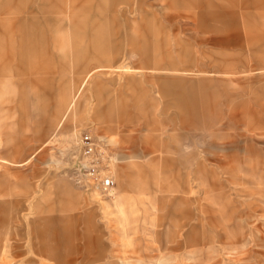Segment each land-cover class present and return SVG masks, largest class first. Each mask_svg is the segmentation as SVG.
<instances>
[{
  "label": "rangeland",
  "instance_id": "374dc122",
  "mask_svg": "<svg viewBox=\"0 0 264 264\" xmlns=\"http://www.w3.org/2000/svg\"><path fill=\"white\" fill-rule=\"evenodd\" d=\"M0 264H264V0H0Z\"/></svg>",
  "mask_w": 264,
  "mask_h": 264
},
{
  "label": "built area",
  "instance_id": "2783aa9c",
  "mask_svg": "<svg viewBox=\"0 0 264 264\" xmlns=\"http://www.w3.org/2000/svg\"><path fill=\"white\" fill-rule=\"evenodd\" d=\"M78 158L72 169L76 184L89 193H98L109 198L114 191L115 180L111 172L99 158V149L94 137L82 134L79 140Z\"/></svg>",
  "mask_w": 264,
  "mask_h": 264
},
{
  "label": "crops",
  "instance_id": "0c3cea01",
  "mask_svg": "<svg viewBox=\"0 0 264 264\" xmlns=\"http://www.w3.org/2000/svg\"><path fill=\"white\" fill-rule=\"evenodd\" d=\"M88 73H86V75H87ZM63 92H64V90H63ZM68 103H70V101L69 102H67L66 104H68Z\"/></svg>",
  "mask_w": 264,
  "mask_h": 264
},
{
  "label": "bare ground",
  "instance_id": "6f19581e",
  "mask_svg": "<svg viewBox=\"0 0 264 264\" xmlns=\"http://www.w3.org/2000/svg\"><path fill=\"white\" fill-rule=\"evenodd\" d=\"M69 107V106H68Z\"/></svg>",
  "mask_w": 264,
  "mask_h": 264
}]
</instances>
